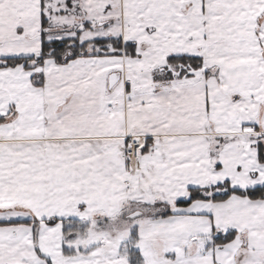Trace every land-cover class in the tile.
Masks as SVG:
<instances>
[{
  "label": "snow or ice",
  "instance_id": "obj_1",
  "mask_svg": "<svg viewBox=\"0 0 264 264\" xmlns=\"http://www.w3.org/2000/svg\"><path fill=\"white\" fill-rule=\"evenodd\" d=\"M0 264H264V0H0Z\"/></svg>",
  "mask_w": 264,
  "mask_h": 264
}]
</instances>
